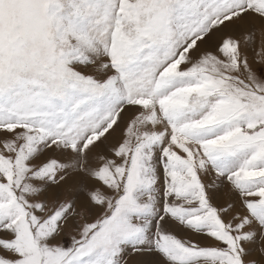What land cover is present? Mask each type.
I'll return each mask as SVG.
<instances>
[{
    "label": "snow or ice",
    "instance_id": "6c2138e0",
    "mask_svg": "<svg viewBox=\"0 0 264 264\" xmlns=\"http://www.w3.org/2000/svg\"><path fill=\"white\" fill-rule=\"evenodd\" d=\"M0 264H264V0H0Z\"/></svg>",
    "mask_w": 264,
    "mask_h": 264
}]
</instances>
